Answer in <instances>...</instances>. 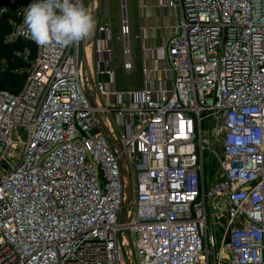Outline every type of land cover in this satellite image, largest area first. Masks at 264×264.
Returning a JSON list of instances; mask_svg holds the SVG:
<instances>
[{
	"label": "built area",
	"instance_id": "2783aa9c",
	"mask_svg": "<svg viewBox=\"0 0 264 264\" xmlns=\"http://www.w3.org/2000/svg\"><path fill=\"white\" fill-rule=\"evenodd\" d=\"M33 2L0 8L6 40L34 45L20 88L0 89V264H264V0H157L175 20L155 47L140 38L127 91L109 25L41 49L23 34Z\"/></svg>",
	"mask_w": 264,
	"mask_h": 264
},
{
	"label": "clouds",
	"instance_id": "9594fccd",
	"mask_svg": "<svg viewBox=\"0 0 264 264\" xmlns=\"http://www.w3.org/2000/svg\"><path fill=\"white\" fill-rule=\"evenodd\" d=\"M23 33L41 49H64L88 38L96 21L83 0H35L24 14ZM255 51L264 53V35L254 37Z\"/></svg>",
	"mask_w": 264,
	"mask_h": 264
},
{
	"label": "rangeland",
	"instance_id": "374dc122",
	"mask_svg": "<svg viewBox=\"0 0 264 264\" xmlns=\"http://www.w3.org/2000/svg\"><path fill=\"white\" fill-rule=\"evenodd\" d=\"M96 5L92 11V16L94 14V20L96 25L107 24L110 26L109 34H102L101 37H109L111 41L112 52L108 57V67L113 72V86L116 90L127 91V90H138L141 87V74H140V65H141V39L139 38V27L137 23V18L135 15V5L136 0H95ZM83 3L87 4V0H83ZM94 3V2H93ZM123 3V10L122 4ZM125 15L127 23L129 26V34L127 37V47L129 50V58L132 62V69L130 72H125L122 68L123 64V54H122V37L120 35V20ZM96 25L94 31L92 32L93 45L96 44ZM156 32V39L159 40L165 39L168 36L159 37ZM22 55L25 57L26 53L23 52ZM97 56L93 58V63L95 66ZM100 60V58H99ZM6 66L0 64V75H4ZM113 121V120H112ZM204 174L207 177L211 176L210 171L215 167L212 164L211 154L209 152H204ZM215 238H218V229L215 233Z\"/></svg>",
	"mask_w": 264,
	"mask_h": 264
},
{
	"label": "trees",
	"instance_id": "16d2710c",
	"mask_svg": "<svg viewBox=\"0 0 264 264\" xmlns=\"http://www.w3.org/2000/svg\"><path fill=\"white\" fill-rule=\"evenodd\" d=\"M10 0H0V8ZM12 15L7 12L0 15V64L6 66L4 75H0V89L16 92L25 77V69L34 57V45L20 39L6 40L11 31ZM27 51L24 57L22 53Z\"/></svg>",
	"mask_w": 264,
	"mask_h": 264
},
{
	"label": "crops",
	"instance_id": "0c3cea01",
	"mask_svg": "<svg viewBox=\"0 0 264 264\" xmlns=\"http://www.w3.org/2000/svg\"><path fill=\"white\" fill-rule=\"evenodd\" d=\"M135 15L139 27V38L143 40V45L150 47H155L166 39H156V32L160 35L159 37L168 36L169 27L175 20L174 9L171 7L158 9L157 0H136ZM145 64L149 65V62Z\"/></svg>",
	"mask_w": 264,
	"mask_h": 264
},
{
	"label": "water",
	"instance_id": "95a60500",
	"mask_svg": "<svg viewBox=\"0 0 264 264\" xmlns=\"http://www.w3.org/2000/svg\"><path fill=\"white\" fill-rule=\"evenodd\" d=\"M121 5H122L121 7H122V10H123V3ZM123 16H124V14H123ZM129 196H130V188H129V186H127L126 190H125V202L128 201Z\"/></svg>",
	"mask_w": 264,
	"mask_h": 264
}]
</instances>
